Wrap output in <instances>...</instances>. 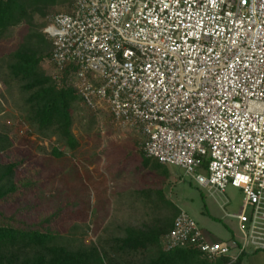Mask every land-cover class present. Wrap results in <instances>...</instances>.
I'll return each instance as SVG.
<instances>
[{
  "label": "built area",
  "instance_id": "built-area-1",
  "mask_svg": "<svg viewBox=\"0 0 264 264\" xmlns=\"http://www.w3.org/2000/svg\"><path fill=\"white\" fill-rule=\"evenodd\" d=\"M45 35L53 81L69 77L87 109L136 128L145 157L211 194L242 191L243 245L209 242L179 212L164 253L264 249V0H70Z\"/></svg>",
  "mask_w": 264,
  "mask_h": 264
},
{
  "label": "rangeland",
  "instance_id": "rangeland-1",
  "mask_svg": "<svg viewBox=\"0 0 264 264\" xmlns=\"http://www.w3.org/2000/svg\"><path fill=\"white\" fill-rule=\"evenodd\" d=\"M69 11L70 1L49 8L44 18L35 17V30L45 34L51 16ZM28 30L22 24L0 39V131L12 144L0 152V164L17 165V191L0 201V225L50 231L74 247L95 244L108 251L112 239L124 237V229L143 230L170 217L172 210L158 197L161 192L209 242L234 237L244 244L234 219L244 203L240 189L228 185L219 196L197 186L180 168L164 166L168 176L144 169L143 137L134 127L114 124L105 107L93 112L79 104L74 109L72 132L79 142L75 152L66 151L54 138L41 140L34 135L22 119L25 95L7 70L10 54ZM40 66L46 75H53L48 58ZM52 148L64 156H51ZM261 235L264 240V227ZM150 257L143 252L124 261L139 264Z\"/></svg>",
  "mask_w": 264,
  "mask_h": 264
},
{
  "label": "trees",
  "instance_id": "trees-1",
  "mask_svg": "<svg viewBox=\"0 0 264 264\" xmlns=\"http://www.w3.org/2000/svg\"><path fill=\"white\" fill-rule=\"evenodd\" d=\"M67 1L70 0H0V39L22 24L28 27L27 35L10 54L7 64L9 77L18 82L20 92L25 95L22 119L39 139L54 138L66 151L75 152L79 142L72 132L73 111L83 103L71 87L69 77L58 85L41 69V63L49 59L51 44L45 34L35 30L34 24L35 17L44 18L49 8ZM11 145L8 135L0 131V152ZM51 156L61 158L64 153L52 148ZM141 166L168 176L164 166L144 154L141 155ZM16 168V164H0V201L17 191ZM157 194L172 210L170 217L143 230L124 229V237L112 239L108 251L95 244L74 247L72 242L67 243L50 231H24L0 225V264H131L124 261V257L143 252H149L152 257L139 264H242L249 256L241 251L235 261L222 257L209 262L191 248L164 253L161 240L171 230L178 210L163 199L161 192ZM260 251L264 249L255 250L253 254Z\"/></svg>",
  "mask_w": 264,
  "mask_h": 264
},
{
  "label": "crops",
  "instance_id": "crops-1",
  "mask_svg": "<svg viewBox=\"0 0 264 264\" xmlns=\"http://www.w3.org/2000/svg\"><path fill=\"white\" fill-rule=\"evenodd\" d=\"M232 238L234 239V237H232ZM211 242H219V241H214L213 240ZM255 250H263V249H255L254 247H251V246H248V245L244 247V251L249 256H247V257L244 258V260L242 261V264H264V251H260L257 254H253V252ZM233 252H232V254H233ZM231 256L232 257H236L237 254L235 253L234 255H231Z\"/></svg>",
  "mask_w": 264,
  "mask_h": 264
}]
</instances>
